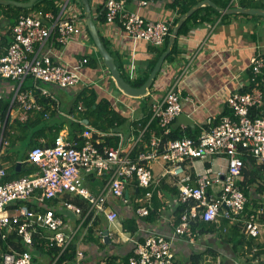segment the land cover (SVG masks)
I'll return each instance as SVG.
<instances>
[{"label": "built area", "instance_id": "1", "mask_svg": "<svg viewBox=\"0 0 264 264\" xmlns=\"http://www.w3.org/2000/svg\"><path fill=\"white\" fill-rule=\"evenodd\" d=\"M133 1L137 9L130 11L125 6L127 0H105L102 11L106 22L118 24L132 38L162 45L171 35L174 19H151L141 13L143 7L157 0ZM45 17L47 22H44L42 13L21 15L12 26V40L0 52V77L13 81L9 113L11 115L16 109L15 119L21 121H26L32 110H45L46 105L36 99L35 89L58 102L44 84L69 88L82 79V73L77 69L52 57L54 49L83 32L79 18L76 15L66 18L51 11ZM43 46L46 47L44 52L41 51ZM82 61L87 63L88 57ZM250 67L255 75L262 73L264 56L254 53ZM28 80L31 81L26 84ZM183 99L190 100L182 96L179 88L172 87L163 97L154 100L150 120L138 134L134 133L131 141L121 132L108 133L84 123L85 129L79 139L60 132L53 144L42 142L32 148L28 158L23 160L35 166L32 173L6 179L8 172L0 165V238L5 241L16 235L19 238L14 242L24 244L18 247L8 240L5 245L0 243V264H38L37 257L49 254H52L49 264H57L81 228V224L74 227L65 221L64 211L83 218L82 222L89 218L85 228L87 233L101 214L106 215L109 223L117 220V208H107L115 198L130 207L139 201L132 192L143 188L149 204L138 205L135 213L140 217L148 216L152 209L149 188L155 181L154 163L159 161L163 162L166 173L174 178L177 201L186 204L179 223H175L176 236L194 243L200 233L195 226L199 222L215 221L221 216L235 218L243 213L247 196L238 182L245 167L243 153L247 151L264 161V116L251 115L252 108L264 104V88L257 85L247 92L231 90L226 100L233 116L223 115L218 122L209 120L210 124H205L196 137L163 141L149 126L158 121L164 133H169L174 121L183 113ZM79 108L83 109V105L80 104ZM44 116L49 117V111ZM5 122L0 117V159L6 143ZM147 131L151 132L149 141H143L142 149L134 154V148ZM115 134L120 136L118 143L111 145L106 138ZM216 157L227 159L225 172L214 175L204 171L192 175L187 170L191 159L211 160ZM89 177L104 180L102 189L98 192L90 189L86 184ZM217 183L221 184V192L212 195L209 188ZM76 196L89 202L88 210L84 211L73 201ZM55 200L62 202L58 213L52 207ZM247 230L253 235L260 232L254 216L250 218ZM109 234L112 233L108 231ZM81 240L76 241L78 246L82 244ZM133 242L128 264H175L173 236L151 234L143 239H133ZM51 250L55 252L51 253ZM83 257V250L77 247L76 264H83Z\"/></svg>", "mask_w": 264, "mask_h": 264}, {"label": "crops", "instance_id": "2", "mask_svg": "<svg viewBox=\"0 0 264 264\" xmlns=\"http://www.w3.org/2000/svg\"><path fill=\"white\" fill-rule=\"evenodd\" d=\"M67 1H60L62 16L67 18L77 15L80 23L84 26L85 18L82 14V8L76 1L68 3ZM102 1L92 0L91 4L94 12H96ZM248 1L260 4L264 0ZM68 4H71V7ZM4 6L0 5V52H3L13 38L12 22L16 20V17L11 15L12 12ZM235 6L242 5L236 4ZM128 7L137 9L135 3H129ZM255 7L264 6L258 5ZM141 13L146 18L151 19H175L179 16V11L172 7L171 0H157L153 4L143 7ZM98 28L107 41L109 50L114 53L116 60L123 64L122 70L126 79L135 80L140 77L142 72L147 70L150 61L156 57V51L154 52L151 48L155 45H151L142 39L130 37L118 24H98ZM162 46H155V48H161ZM45 49L46 47L43 46L41 51L44 52ZM179 49L181 51L178 54L173 55L170 59L167 57L153 82V86L149 89V93L146 96L134 97L125 94L115 85L109 69L91 40V36L87 31H84L67 44L59 45L57 49H54L55 54L52 55L56 61L82 73L81 82L69 88H61L50 84L44 85L49 87L58 99V107L61 105L59 111L61 112V119L71 118V113H75L79 117L78 107L80 102L77 101L78 94L84 87L90 85L96 89L99 99L102 97L110 98L113 108L125 116L127 122H133L135 119L143 117L144 112L141 109L143 103L149 104L163 97L172 87H177L184 98H190V100L183 99V113H186L193 120L194 126L191 127H199L201 131L205 124H210L208 123L209 120L216 119L219 114L228 108L226 99L231 90H243L250 84L248 79L251 56L254 53H261L264 56V16L251 17L236 13L232 14L230 21L225 23L218 20L215 24L205 23L200 26H192L188 34L179 36ZM85 55L97 58V66L89 63L84 64L82 59ZM5 80L0 77V83L9 84V92L7 91V94H9L13 90V81L6 82ZM30 81L28 80L26 84H29ZM0 95L5 97L1 87ZM252 109L251 115L254 116ZM263 112L264 109L256 116H264ZM16 114L17 111L14 109L11 112L10 119L15 120ZM229 115L233 116V112ZM73 117L75 116L73 115ZM75 119L77 118L75 117ZM183 124L178 123L176 119L173 127L182 130L189 127V125L184 126ZM130 125L128 123L121 130V133L129 141L135 135L133 127L132 125L130 127ZM115 131L111 130L110 132ZM61 132L71 137L67 123H65ZM40 136L37 140L46 143L47 138H44V135ZM110 137L115 138L110 139ZM116 137V134L111 135L106 140L111 145H117L118 139ZM5 140L3 150L5 145L10 144L7 138ZM29 151L30 149L27 148L24 157L17 158L15 161L16 166L20 163L19 170H25L32 166V164L23 162L26 155L28 158ZM156 163H160V168L155 174V181L150 187L151 189L149 188L152 192L151 211H156L153 214L155 216L154 220L147 219L148 216L139 218L133 215V209H135L133 204L127 207L116 200L112 201L109 207L121 210L122 215L114 223H109L104 216L100 215L98 221L101 225L98 224L94 227L97 233V242L85 243L83 246H78L79 243L75 242L77 247L84 252L83 264H128V258L134 248L133 239H143L151 234L174 237L175 264H188L194 254L207 249L216 251L219 264H264V161L256 158L254 164L245 163L243 172L239 176V185L247 196L244 212L236 215L235 218L221 216L215 221L204 222L209 224V229L204 233H199L194 243L174 234L176 221L172 215V209L178 203L177 189L174 178L166 173L163 162ZM4 166L8 169L11 167ZM226 168L227 159L224 157H216L211 160L191 159L187 164V170L192 175L204 171L216 175L218 172H225ZM87 185L95 192H98L103 186L100 180H91ZM165 185L168 186L169 190L165 189ZM153 188L160 190L159 200L154 199ZM209 190L212 195H217L221 192V184L217 183ZM144 193L145 190L141 188L142 197H138L139 202L149 204L146 196L144 197ZM83 201L86 203V207L81 208L86 211L89 208L86 200ZM52 205H54L52 207L57 213L60 212L59 208L62 207V202L55 200ZM133 216H135L136 223L139 225L138 230L135 231L131 230V222H125L127 218ZM252 216H254L260 228V232L256 235L249 233L247 230L248 222ZM63 217L65 221L70 222L74 227H80L81 224L74 241L82 239L81 241L86 242L88 232L94 226L96 220L86 233L85 228L88 226L89 218L82 222L83 218H78V215L68 211L63 212ZM125 223L129 225V228L123 226ZM107 228L112 234L105 236L104 232ZM51 255L49 254L48 257L46 255L41 256L37 260L38 264H49ZM108 257L112 259H106ZM57 264H76V262L63 260L57 262Z\"/></svg>", "mask_w": 264, "mask_h": 264}, {"label": "trees", "instance_id": "3", "mask_svg": "<svg viewBox=\"0 0 264 264\" xmlns=\"http://www.w3.org/2000/svg\"><path fill=\"white\" fill-rule=\"evenodd\" d=\"M60 1L61 0H37L33 6L28 7V8L17 7L14 5H8V6L2 5V6L9 9L12 12L11 15L13 17H16V20L14 22H12V26H13L17 22L18 18L21 15H33V14L42 13L44 15V22H47L48 19L45 17L47 12L51 11L55 15H58L61 12L62 7H61ZM72 1H76V0H72ZM200 1H202V0H171L172 7L179 11V16L174 19L173 25L175 26V24L179 22L181 16L183 14H185L190 8H192L194 5H196ZM214 1L217 3L218 6H220L222 8H231V7H234L236 4H239V5H242L245 7H252V5L264 6V3H263L264 1H261L260 4L254 3V2L251 3L248 0H238V1L237 0H234V1L233 0H214ZM76 2L82 8L83 17H85L86 15H85L84 5L81 2H78V1H76ZM90 2H92V0H90ZM104 3H105V0H103L99 4V6L97 7V11H101V8L104 6ZM129 3H135V2L133 0H127V2L125 4L126 9L130 10V11L135 10V9H130L128 7ZM136 6H137V4H136ZM100 14H99V16L96 17V20H95V22L97 23V26H98V24H105V23L107 24L105 15L102 14V12ZM246 15L251 16V17L257 16L255 14H246ZM231 16H232V14L222 13L218 9H216L215 7H213L211 5H206V6L200 7L191 16L187 17L185 19V21L183 22L182 26L180 27V29L178 31V35H177L176 39L174 40V43L172 45V50H171L168 58L170 59L173 55L178 54L181 51L179 49V36L188 34V32L192 26H197V25L200 26V25H203L205 23L215 24L216 22H218V20L221 23H225V22L230 21ZM100 35H101L103 42L107 46V48L110 49L107 41L104 38V36L101 33H100ZM170 38H171L170 35L166 37L165 41L162 44L163 46L161 45L162 46L161 48H155L156 45L151 47L154 50V52L156 51V57L150 61L147 70L145 72H142L140 77H138L135 80H129V78H127V80H129V82L132 85L141 86L144 84V82L149 77L151 71L153 70V68H154V66L158 60V57L167 49L169 42H170ZM91 40L93 42L92 37H91ZM151 45H153V44H151ZM157 46H159V45H157ZM111 53L114 54L112 51H111ZM88 63L91 65L97 66V58L89 56ZM116 63L118 65V67L120 68V70L122 71V74L124 75V72L122 70L123 64L118 60H116ZM263 78H264V70L262 73L255 75L252 68H250L249 79H248L250 84L241 91L242 92L252 91V89L254 87H256L257 85L260 88H264V80H262ZM112 81L115 83V81L113 79H112ZM152 86H153V84H152ZM34 94H35L36 99L39 103L46 105L45 110L40 111V112L36 111V110H32L33 112L30 113V117L26 121H21L19 119H15V120L10 119L9 111H10V106H11L12 95L0 98V117L2 118L3 121L7 120L5 131H4V139L7 138L8 134L16 132L14 130L16 123L20 124L21 126H24L26 128H34L35 130L32 133L33 137L30 140L28 147H27L30 150L36 146L42 145L41 141L37 140L39 137H41L40 135H44V138H47V140H46L47 145L53 144L56 137L59 135L62 128L64 127L65 123H67L69 125V129L71 132L70 138H72V139H79L80 133H77V132H83V130L85 129L84 123H86V121L89 124L95 126L96 128H98L102 131H106V132H109L111 130H113V131L116 130L115 132H122L121 131L122 127L125 128V126L129 123L132 125L134 133L138 134L140 131L139 129H142L143 127H145V125L148 123V121L150 120L151 115H152V112H151L152 102L149 104L143 103V105L141 107L142 111L144 112L143 117L135 119L133 122L131 121L132 123L127 122L128 121L127 118L125 116H123L121 113H119L116 109L113 108L112 103H111L112 101L110 100V98L102 97L99 99L98 93L94 87H85L84 89L81 90V92L78 94V97H77V101H82L84 106H85L84 110L79 111V117L80 118L77 115H75V113H71L70 114V115H72L71 118L61 119V117H62L61 112H59L61 105H60V107H58L59 105H58V102H56V100H53L52 98L46 96L41 91L36 90V89L34 90ZM262 109H264V106H261L259 108L254 107V109H252V112L254 115H258L261 113ZM47 111H49V114H50L49 117L44 116V113ZM232 112H233L232 109H230L229 107L226 108L225 111H223L221 114L218 115V117H216V119H215L216 122H218L223 115L231 114ZM73 115L77 119H75V117H73ZM131 125H130V127H131ZM149 127L151 128V130H155L156 134L161 136L163 141H167L169 139L180 138L183 136L196 137L200 131L199 127H191L190 125L188 128H185L183 130L180 128H178V129L174 128L172 125L171 131L169 133L165 134L163 128H161L159 126L158 121H153ZM119 137H120L119 134H117L116 138L118 140H119ZM150 137H151V132L147 131L144 134V137H142L141 142H139L136 145V147L134 148V151H133L134 154L136 152H138L140 149H142L143 141L144 142L149 141ZM112 138H115V137H110V139H112ZM26 158H27V155H26L25 159ZM243 158L245 159L246 164H254L255 159H256L254 156L250 155L247 151H244ZM10 168L11 169H7L8 176L6 177V179L19 178L22 175L30 174L34 171L35 166L32 165V166H29L25 170L24 169L19 170V168H17L16 164L14 163L12 165V167H10ZM91 180H95V181L100 180V181H102V184L104 186V183H105L104 180L99 179V178H93V177H89L86 184ZM164 187L166 190L167 189L169 190L167 185H165ZM158 191L160 192V190H158ZM245 192L247 193V190ZM132 194H133V197H135V198L139 197V194H141V188L139 190H134L132 192ZM167 195H168V192H167ZM154 199L159 200L156 197V193H155ZM83 200L84 199H82L79 196H76L73 198V201L75 203H77L79 206L85 208L86 203ZM88 204H89V202L87 203V205ZM138 205H141V203L139 201L134 203L135 209H133V213H134L133 215H136V217L142 218L135 213V210L138 207ZM185 206H186V204L178 202L177 205L175 207H173L172 215L174 216V220L176 221V223H179L180 216L185 211ZM107 208L112 209L111 207H109V205ZM120 211L118 210V212H119L118 218L122 215L120 213ZM122 212L124 213V211H122ZM155 212H156L155 210H152L150 212V214L148 215L147 219H149V220L153 219L154 220L155 216L153 214ZM101 216H104V214H101ZM104 217H106V215ZM126 221L132 223L133 226L132 225L130 226L131 230H133V231L138 230L139 225H138V223H136L135 216H133L132 218H127L125 220V222ZM98 224H100V223L97 220L96 223L94 224V226L92 228H90V231L88 232V235L85 239L86 242L83 241L81 244L82 246L85 243L97 242V238H96L97 233H96V230L94 227H96V225H98ZM126 224L127 223H125V225H123V226L125 228H129L128 227L129 225L128 224L126 225ZM195 226H196V228H199L200 233H204L209 229V224L204 223V222H199ZM15 238H19V237H16V235H12V236L8 237L5 241L0 238V243H4V245H5V242L8 240V242L12 243L13 245H18V247H21V246L23 247L24 244L14 242ZM75 242L76 241H74L72 244H70L68 249L63 252L59 262L65 260V259L70 260V261L77 260V245L75 244ZM101 244H104V243H101ZM50 252L54 253L55 250H51ZM39 253H41V252H39ZM37 259H38V257H37ZM106 259L110 260L112 258L108 257ZM188 264H219V263H218L216 251L207 249V250L202 251L200 253L194 254L190 258V261Z\"/></svg>", "mask_w": 264, "mask_h": 264}, {"label": "water", "instance_id": "4", "mask_svg": "<svg viewBox=\"0 0 264 264\" xmlns=\"http://www.w3.org/2000/svg\"><path fill=\"white\" fill-rule=\"evenodd\" d=\"M37 0H0L1 5H14L17 7L22 8H28L34 5V3ZM78 2H81L84 5V9L86 12V25L87 28L92 36V39L99 51V54L104 60L105 65L108 67V69L111 72V76L114 79L117 87L123 91L125 94L134 96V97H142L148 94L149 89L151 88L158 72L161 70L163 63L165 62L166 58L171 52V47L174 43V40L176 39L178 35V31L180 27L182 26L185 19L189 16H191L197 9H199L202 6L211 5L218 9L222 13H228V14H255V15H261L264 16V7H245V6H234L231 8H222L217 5V3L214 0H202L198 2L196 5H194L192 8H190L185 14L182 15L179 22L176 24L173 30V35L170 38L169 45L167 49L161 54L159 59L157 60L153 70L151 71L149 77L141 86H134L132 85L121 73L120 68L118 67L116 63L115 56L111 53V51L107 48L105 43L103 42L99 28L96 25L94 16H93V9L91 6L90 0H77ZM178 123H185L186 125L194 126L193 120L186 114L182 113L178 116ZM20 167V163L17 164V168ZM105 236L108 235V230H105ZM107 240V239H106Z\"/></svg>", "mask_w": 264, "mask_h": 264}, {"label": "rangeland", "instance_id": "5", "mask_svg": "<svg viewBox=\"0 0 264 264\" xmlns=\"http://www.w3.org/2000/svg\"><path fill=\"white\" fill-rule=\"evenodd\" d=\"M69 7H71V4L69 5ZM3 79H6V78H3ZM5 81L9 82V80L7 79ZM0 87L5 97L6 95L10 96L13 94V92H10L9 94H7L9 84L0 83ZM14 130L16 131L15 133H10L7 135V139L9 140L10 144L8 146L6 145L4 146V152L1 156V163L4 165H7L8 167L10 166L12 167V165L15 163L17 158L24 157L28 144L33 137L32 133L34 132L35 129L26 128L16 123ZM154 167H155L154 172L156 174V172H158L160 168V163H154ZM153 192L154 194L156 193L157 198L160 196V192L158 190L153 188ZM139 197L141 198L142 195L140 194ZM115 200L118 201L120 204L124 205L121 200L117 198H115ZM46 256L48 257V255ZM39 264H44V263H39Z\"/></svg>", "mask_w": 264, "mask_h": 264}, {"label": "clouds", "instance_id": "6", "mask_svg": "<svg viewBox=\"0 0 264 264\" xmlns=\"http://www.w3.org/2000/svg\"><path fill=\"white\" fill-rule=\"evenodd\" d=\"M70 1H72V0H68L67 1V3L68 2H70ZM77 1V0H76ZM69 5V4H68ZM91 6H92V4H91ZM92 9H93V7H92ZM102 9H103V7L101 8V11H97L96 10V12H94V9H93V16H94V19L96 20V17L97 16H99V14L102 12V14H105L103 11H102ZM83 12V11H82ZM61 13V12H60ZM83 14V13H82ZM85 15H86V12H85ZM101 15V14H100ZM61 16H62V13H61ZM77 16V15H76ZM63 17V16H62ZM77 17H79V16H77ZM85 18V25L83 26L81 23H80V21H79V25H80V27H81V29H82V33H84V31H87L88 32V34L91 36V34H90V32H89V30H88V28H87V25H86V16L84 17ZM108 24V23H107ZM177 24V23H176ZM176 24H175V26H176ZM96 25H97V23H96ZM174 25H173V27H172V30H171V35H170V37L173 35V30H174V27H175ZM98 27V26H97ZM100 31V30H99ZM81 33V34H82ZM80 34V35H81ZM79 36V35H78ZM92 37V36H91ZM94 42V41H93ZM95 44V43H94ZM150 44H152V43H150ZM154 45V44H153ZM62 46V45H61ZM96 46V45H95ZM157 46V45H156ZM97 48V47H96ZM97 52H98V54H99V51H98V49H97ZM100 55V54H99ZM101 56V55H100ZM84 57H88V61H89V56H87V55H85ZM102 58V57H101ZM103 59V58H102ZM167 59V58H166ZM83 60V59H82ZM104 61V60H103ZM83 62V61H82ZM88 63V62H87ZM87 63H84V64H87ZM108 68V67H107ZM110 71V70H109ZM121 73H122V71H121ZM110 75H111V72H110ZM123 75V74H122ZM124 76V75H123ZM125 77V76H124ZM1 78H3V77H1ZM111 78H112V76H111ZM7 79V78H6ZM113 79V78H112ZM8 80H10V79H8ZM114 80V79H113ZM155 81V80H154ZM81 82V81H80ZM79 82V83H80ZM78 83V84H79ZM115 85H116V83H115ZM117 86V85H116ZM86 87H91L90 85L89 86H86ZM85 88V87H84ZM83 88V89H84ZM149 93V92H148ZM130 96V95H129ZM146 96V95H145ZM3 97V96H2ZM12 98H13V94H12ZM80 102V104H82L83 105V109H80L79 107H78V110L79 111H81V110H84V108H85V106H84V104H83V102L82 101H79ZM10 112V111H9ZM10 114V113H9ZM10 117H11V115H10ZM7 121V120H6ZM87 124H89L88 122H86ZM5 125H6V122H5ZM91 125V124H90ZM93 126V125H92ZM95 127V126H94ZM106 132V131H105ZM110 132V131H109ZM108 132V133H109ZM82 133V132H81ZM109 136V135H108ZM107 136V137H108ZM4 152V151H3ZM3 154V153H2ZM2 156V155H1ZM0 165L1 166H3V167H5L2 163H1V159H0ZM6 168V171H7V167H5ZM8 172V171H7ZM106 230H108V228L106 229ZM109 231V230H108ZM109 237V236H108ZM38 260V259H37Z\"/></svg>", "mask_w": 264, "mask_h": 264}]
</instances>
